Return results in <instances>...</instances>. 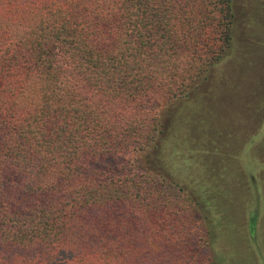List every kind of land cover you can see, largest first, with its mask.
<instances>
[{
  "label": "trees",
  "instance_id": "obj_1",
  "mask_svg": "<svg viewBox=\"0 0 264 264\" xmlns=\"http://www.w3.org/2000/svg\"><path fill=\"white\" fill-rule=\"evenodd\" d=\"M235 3L0 0V264H249L232 237L225 259L186 229L213 248L240 198L259 205L254 237L264 168L249 161L240 194L236 170L176 155L190 195L160 124L234 50Z\"/></svg>",
  "mask_w": 264,
  "mask_h": 264
},
{
  "label": "rangeland",
  "instance_id": "obj_2",
  "mask_svg": "<svg viewBox=\"0 0 264 264\" xmlns=\"http://www.w3.org/2000/svg\"><path fill=\"white\" fill-rule=\"evenodd\" d=\"M235 2L236 44L230 56L211 69L187 98L167 102L160 111L161 130L170 129L171 147L176 150L167 167L168 175L171 173L172 179L181 182L190 195L196 191L195 179L179 172L176 155L190 160L188 168L192 171L228 166L236 170L244 180L242 190H238L240 194H247L252 188L251 178L246 177L251 171L247 169L249 161L257 163V173L264 168V0ZM262 176L259 173L258 177ZM248 177L252 176L248 174ZM207 201L216 219L220 215L215 208L217 201L210 195ZM232 202L233 208L227 217L230 230L219 229L220 237L214 249L206 246V233L195 229L189 218L186 233L202 239L200 249L204 253L214 250L226 256L232 245L228 238L232 237L250 257L249 264H264V214L258 217L253 237L250 217L259 205L240 198ZM214 224L225 229L226 222L224 225L217 220Z\"/></svg>",
  "mask_w": 264,
  "mask_h": 264
}]
</instances>
